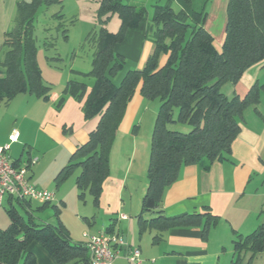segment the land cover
<instances>
[{"label":"trees","instance_id":"16d2710c","mask_svg":"<svg viewBox=\"0 0 264 264\" xmlns=\"http://www.w3.org/2000/svg\"><path fill=\"white\" fill-rule=\"evenodd\" d=\"M97 4V29L85 37L93 51L91 69L80 73L91 78L92 85L76 79L68 80L57 103L59 110L66 97L82 103L85 120L98 118L96 127L85 143L77 146L68 164L57 176L62 181L76 168L80 172L75 185L78 197L85 194L97 207L104 181L109 176V152L124 112L139 87L148 101H159L150 138L146 177L147 189L140 202L137 217L139 232L166 231L177 227L204 226L216 217L196 213L176 217L163 216L160 202L164 189L177 179L184 166L196 165L207 171L214 161L225 159L239 132L238 119L250 106L259 102L264 84H254L242 99L226 97L221 91L225 84L235 85L244 72L264 61V0H228L225 39L218 52L213 38L205 30L206 7L210 0H167L153 5L152 13L145 6L129 0H83ZM13 26L4 34L0 53V103L7 104L19 94H29L47 100L50 86L41 78L37 66L34 40L36 13L42 6L61 5L63 0H16ZM173 4L177 10L172 8ZM117 16L115 32L105 26ZM61 18V15H57ZM145 23L144 38L153 44V51L141 69L129 70L118 85L114 78L122 71L125 59L115 50L129 30ZM61 27L62 35L66 28ZM166 56L160 66L159 59ZM185 124L187 133L169 129L170 124ZM135 133V128L132 130ZM28 155V152H27ZM26 155V156H27ZM13 166H18L13 162ZM24 208L30 201L11 199ZM49 203L43 204L42 207ZM9 225L0 229V264H36L27 248L36 242L56 264H90L86 246L73 243L67 230L38 224L25 219L14 207L6 210ZM155 214L145 220L142 215ZM110 233L109 229L106 230ZM156 236L154 240H157ZM230 264L250 263L264 252V223L249 235H236ZM248 256V257H247Z\"/></svg>","mask_w":264,"mask_h":264},{"label":"crops","instance_id":"0c3cea01","mask_svg":"<svg viewBox=\"0 0 264 264\" xmlns=\"http://www.w3.org/2000/svg\"><path fill=\"white\" fill-rule=\"evenodd\" d=\"M129 1L145 6L141 0ZM16 3V0H0V53L4 34L13 26ZM227 3L228 0H213L210 5L212 14L207 17L204 26L213 38L212 45L217 42L214 47L218 52L223 44L221 33L225 36L221 32V12L224 13ZM217 12H220L218 20ZM116 28L118 24L110 30L114 31ZM143 34L145 23L136 30H129L125 40L115 48L124 57V67L129 66L128 71L141 69L153 51V44ZM165 59L166 57L162 59L160 66ZM85 61L83 64L79 63L76 70L72 67L69 73H59L57 81L50 78L53 76L50 73L45 78L41 77L51 89L47 100L19 94L7 104L0 103V146L8 143L11 130L18 131L19 139L10 145L8 155L20 167L25 166L30 158H38L37 164L27 168L28 182L37 188L53 192L54 203L57 204L52 207L57 209V213L60 212L59 205H66L64 180L57 181V176L68 164L77 146L86 142L88 134L98 121V118L85 120L82 116V103L71 97L65 98L59 110L55 108V103L60 99L62 89L70 78L84 82L80 73H87L91 69L89 58ZM256 83L264 84V61L247 69L235 85H223L221 91L228 98L237 96L242 99ZM86 84L89 91L92 82L88 81ZM259 95L258 104L246 108L241 119H238L239 132L225 159L214 161L207 171L196 165L184 166L180 169L178 179L164 189L160 202L163 216L204 214V209H207L208 214L216 217L215 222L205 228L203 218L199 226L177 227L161 232L151 229L140 233L136 216L141 214L140 202L147 189L145 177L148 151L160 104L157 100H145L139 87L136 89L113 139L109 176L105 178L95 207L103 210L107 223L90 233H106L109 229L110 233L124 238V245L117 248L118 255L113 264H129L126 257L135 249L140 252L141 264L231 263L232 244L236 235L247 236L259 224L264 223V91ZM134 128L135 133L132 132ZM182 130L189 129L186 127ZM26 151L28 155L23 161L22 155ZM73 171L75 174L70 178V183H73L71 181H74V176L76 179L80 172L79 168ZM14 202H10L7 197L3 199L0 229L9 225L6 210L11 206L23 218H32L35 223L50 227L61 223L66 229L60 220L56 219V222L54 218L48 217L43 221L34 214L31 202L35 201H30L24 208L18 204L19 209ZM37 203L42 209L43 204ZM154 215L146 213L142 217L148 220ZM84 220L90 226L95 223L86 218ZM156 236L158 239L154 240ZM82 238L84 239L83 233ZM84 242L85 239L77 243ZM27 248L34 255L36 264H56L38 243L33 242ZM248 264H264V252Z\"/></svg>","mask_w":264,"mask_h":264},{"label":"rangeland","instance_id":"374dc122","mask_svg":"<svg viewBox=\"0 0 264 264\" xmlns=\"http://www.w3.org/2000/svg\"><path fill=\"white\" fill-rule=\"evenodd\" d=\"M144 1L145 7L148 14L152 13V6L159 4L164 5L167 0H141ZM210 0L206 7L207 17L212 14L211 2ZM175 10L177 6L172 5ZM97 4L90 1L83 0H63L61 5L55 4L49 7H40L36 13L35 18V30H34V40L36 43V60L37 66L40 69L41 75L45 78L48 74H53L52 79L57 81V76L59 73H69V70H76L79 63H85L86 58L92 60L93 51L90 50L91 47L89 44H85V37L90 34L94 29H97L96 24V11ZM220 12L216 13V19L220 18ZM57 15H61V18H57ZM226 10L224 13L221 12V26L224 32L226 27ZM206 20V19H205ZM64 23V28H66L67 37L64 38L62 35L61 27L58 24ZM119 27V20L117 16H113L108 22L105 28L108 31L114 25ZM117 27V26H116ZM217 33V32H216ZM216 35V34H215ZM225 35V32H224ZM222 43L224 42L225 36L221 33ZM217 37V35H216ZM216 41V40H214ZM217 42L215 43V45ZM214 45V46H215ZM166 56H161L158 60L159 65L162 63V59ZM85 61V62H84ZM166 61V60H165ZM165 63V62H164ZM129 66L123 68L121 72L116 74L114 82L116 85L119 84L123 74H125ZM53 68V69H51ZM54 69H57L54 70ZM55 74V75H54ZM84 81L92 82L91 78H84ZM169 129L176 131H181V133L189 132L190 128L185 124L174 123L169 125ZM188 128L189 130H182V128ZM152 135V133H151ZM112 148V147H111ZM112 150H110L111 152ZM109 152V156H110ZM26 153L22 155V160L24 161L27 157ZM79 172V171H77ZM74 171L67 176V179L64 180L63 187L65 188V199L66 205H59L60 212L57 213V209L52 207L57 203L51 202L46 207H42L36 202H31V208H33V213L37 214L41 219L46 220L48 217L54 218L61 221L67 229V233L73 242L84 241L82 238V233L89 232L94 233L95 230L100 229L101 225H104L106 220L103 215V210L93 207L92 199L89 194H86L84 199L81 200L78 197L77 189L75 187V182L70 183V178L74 175ZM75 180V176L73 178ZM53 193V192H52ZM55 200V197H54ZM16 207L19 209L20 206L17 202H14ZM21 210V209H20ZM22 215H23V211ZM94 216V217H93ZM37 217V216H36ZM93 217V219H91ZM84 218L88 219L90 222H95L92 226L88 225ZM24 221L28 218L24 217ZM57 219V220H56Z\"/></svg>","mask_w":264,"mask_h":264},{"label":"built area","instance_id":"2783aa9c","mask_svg":"<svg viewBox=\"0 0 264 264\" xmlns=\"http://www.w3.org/2000/svg\"><path fill=\"white\" fill-rule=\"evenodd\" d=\"M18 139V131L11 130L8 143L0 146V207L5 197L19 201L27 200L50 204L54 201V194L28 182L27 168L37 164L38 158H30L25 166H13L8 153L10 145L16 143ZM83 237L90 264H113L118 255L117 248L124 245V238L116 234L84 232ZM139 255V250L135 249L129 252L126 259L129 264H141Z\"/></svg>","mask_w":264,"mask_h":264}]
</instances>
